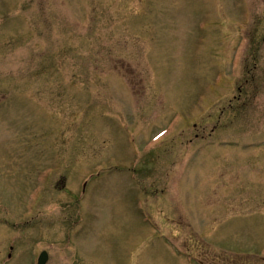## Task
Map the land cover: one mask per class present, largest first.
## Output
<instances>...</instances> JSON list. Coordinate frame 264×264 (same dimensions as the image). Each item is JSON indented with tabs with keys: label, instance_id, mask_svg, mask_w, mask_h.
Returning a JSON list of instances; mask_svg holds the SVG:
<instances>
[{
	"label": "rangeland",
	"instance_id": "374dc122",
	"mask_svg": "<svg viewBox=\"0 0 264 264\" xmlns=\"http://www.w3.org/2000/svg\"><path fill=\"white\" fill-rule=\"evenodd\" d=\"M41 250L264 264V0H0V264Z\"/></svg>",
	"mask_w": 264,
	"mask_h": 264
},
{
	"label": "water",
	"instance_id": "95a60500",
	"mask_svg": "<svg viewBox=\"0 0 264 264\" xmlns=\"http://www.w3.org/2000/svg\"><path fill=\"white\" fill-rule=\"evenodd\" d=\"M45 259H46V254H45V252H43L39 257L38 264H44Z\"/></svg>",
	"mask_w": 264,
	"mask_h": 264
}]
</instances>
